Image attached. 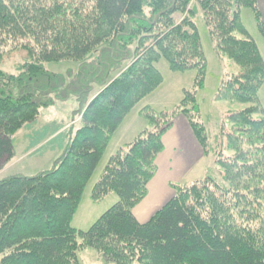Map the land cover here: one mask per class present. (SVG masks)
Instances as JSON below:
<instances>
[{"label": "trees", "instance_id": "trees-1", "mask_svg": "<svg viewBox=\"0 0 264 264\" xmlns=\"http://www.w3.org/2000/svg\"><path fill=\"white\" fill-rule=\"evenodd\" d=\"M190 2L0 0V63L4 53L26 57L17 76L0 65V171L13 161V136L52 102L42 100L37 87L45 63L88 66L89 55L102 50V56L109 45L125 55L121 60H132L86 101L81 126L51 170L0 179V264H80L85 248L111 264H264V117L257 116L263 112L264 60L239 9L253 11L263 37L264 23L256 0ZM194 7L216 54L239 68L225 74L215 98L244 107L224 117L216 131L204 125L198 105L207 62ZM162 59L171 71H195L192 87L183 89L172 110L139 111L150 127L112 154L91 192L93 201L110 193L118 201L88 230L74 229L72 216L113 134L162 83L156 67ZM179 115L221 180L206 175L171 184L174 195L140 223L133 209L147 195L162 136Z\"/></svg>", "mask_w": 264, "mask_h": 264}, {"label": "rangeland", "instance_id": "rangeland-1", "mask_svg": "<svg viewBox=\"0 0 264 264\" xmlns=\"http://www.w3.org/2000/svg\"><path fill=\"white\" fill-rule=\"evenodd\" d=\"M193 9L197 14L195 24L207 62L203 89L197 94L198 105L204 125L210 131H216L221 120L224 123V117L244 107L239 103L215 98L225 74L238 71L239 68L227 57L216 54L201 15L195 7ZM239 16L248 37L255 41L264 60V37L258 30L253 11L248 7H242L239 9ZM106 47L108 49L103 50L102 56L100 53L102 50L89 55L86 59L88 66H81L82 63L72 60L48 62L43 65L45 76L39 78L37 87L43 92L41 99H50L52 102L49 106H43L40 109L37 120L27 123L13 136L14 158L0 171V179L10 176H33L52 169L69 138L81 126L80 114L87 104L86 101L96 95L105 82L112 80L132 61L121 60L126 57L114 51L115 46ZM2 60L0 63L2 69L8 74L17 76L20 73L19 67L26 61V57L23 51H17L14 55L6 56L4 53ZM156 67L162 75V83L125 117L113 134L83 191L70 223L78 231L88 230L106 210L118 201L114 193H110L101 200L93 201L91 192L108 159L116 152L118 146L123 144L122 147H124L128 140H132L141 131L150 127L139 116V111L145 106H150L157 112L172 110L182 99L183 89H190L193 85L195 71H171L168 63L163 59L156 64ZM82 90L85 92L82 93ZM258 100L263 112L257 116L264 117V83L258 91ZM228 126L230 128V125ZM200 165V168L195 169L182 181H173L171 184H190L206 175H212L215 179L221 180L218 168L209 156L205 157ZM169 187L173 189L172 186ZM79 260L80 264H111L92 248L80 250Z\"/></svg>", "mask_w": 264, "mask_h": 264}, {"label": "crops", "instance_id": "crops-1", "mask_svg": "<svg viewBox=\"0 0 264 264\" xmlns=\"http://www.w3.org/2000/svg\"><path fill=\"white\" fill-rule=\"evenodd\" d=\"M256 5L264 23V0H256ZM162 143L163 150L155 160L156 173L147 185V195L133 209V214L140 223H145L174 195V190L169 187L171 182L182 181L195 169L200 168L205 159L187 120L182 115L174 119L172 127L162 136ZM122 146L123 144L119 145L117 149Z\"/></svg>", "mask_w": 264, "mask_h": 264}, {"label": "built area", "instance_id": "built-area-1", "mask_svg": "<svg viewBox=\"0 0 264 264\" xmlns=\"http://www.w3.org/2000/svg\"><path fill=\"white\" fill-rule=\"evenodd\" d=\"M194 1H195V0H191L190 5H191Z\"/></svg>", "mask_w": 264, "mask_h": 264}]
</instances>
